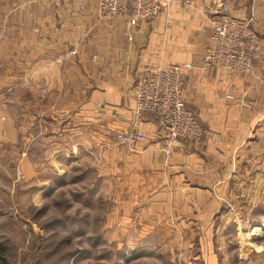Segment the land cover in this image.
<instances>
[{
	"label": "crops",
	"instance_id": "obj_1",
	"mask_svg": "<svg viewBox=\"0 0 264 264\" xmlns=\"http://www.w3.org/2000/svg\"><path fill=\"white\" fill-rule=\"evenodd\" d=\"M183 1L128 28L123 18H100L96 0H0V94L24 86L0 104L7 131L0 144H21L33 201L44 202L45 179L63 180L73 165L77 178L96 169L102 183L94 198L110 204L102 232L109 242L125 240L133 224L137 252L166 244L171 264H264V235L238 238L241 221L264 222V0L223 3L234 17L253 19L260 52L252 73L198 67L186 78L202 144L173 142L168 156L147 116L137 123L149 139L140 151L108 137L135 123L132 87L143 71L199 66L213 36L201 13L209 6Z\"/></svg>",
	"mask_w": 264,
	"mask_h": 264
},
{
	"label": "rangeland",
	"instance_id": "obj_2",
	"mask_svg": "<svg viewBox=\"0 0 264 264\" xmlns=\"http://www.w3.org/2000/svg\"><path fill=\"white\" fill-rule=\"evenodd\" d=\"M16 87L24 88L22 83ZM10 100L0 97V104L5 107ZM3 114L1 111L0 134L6 139ZM21 134L18 132L17 138L16 133V142H22ZM21 151V144H0V264H171L172 249L166 244L157 243L137 252L139 244L131 239L140 230L132 223L125 240L104 239V219L110 204L104 197L94 198L102 183L96 169L77 178L73 165L63 180L45 179L48 193L44 202L33 201L29 181L20 168ZM90 189L93 191L87 194Z\"/></svg>",
	"mask_w": 264,
	"mask_h": 264
},
{
	"label": "built area",
	"instance_id": "obj_3",
	"mask_svg": "<svg viewBox=\"0 0 264 264\" xmlns=\"http://www.w3.org/2000/svg\"><path fill=\"white\" fill-rule=\"evenodd\" d=\"M97 10L105 20L123 18L128 28H137L151 23L175 0H96ZM209 6L201 13L212 26L211 42L201 55L200 64H172L143 71L133 85L135 123L126 133H108L120 145L132 152L147 145L149 139L137 127L142 117H150L163 132L162 149L170 156L173 142L201 144L205 141V130L196 114L189 109L186 98V78L189 72L201 67L203 70L223 71L247 76L252 73L254 61L260 52V38L252 28L253 19L240 20L223 8L224 0H206ZM252 1V0H251ZM192 6L187 0L180 2ZM34 87L42 96L48 90L40 82ZM15 88H10L1 98H10ZM228 99L234 97L227 95ZM264 204V196L261 199ZM257 235H264V222L244 220L239 225V240L246 243Z\"/></svg>",
	"mask_w": 264,
	"mask_h": 264
},
{
	"label": "trees",
	"instance_id": "obj_4",
	"mask_svg": "<svg viewBox=\"0 0 264 264\" xmlns=\"http://www.w3.org/2000/svg\"><path fill=\"white\" fill-rule=\"evenodd\" d=\"M2 260H1V255H0V262H1Z\"/></svg>",
	"mask_w": 264,
	"mask_h": 264
}]
</instances>
